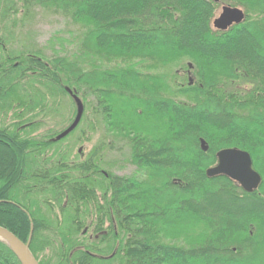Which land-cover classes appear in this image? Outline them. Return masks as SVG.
<instances>
[{"label":"trees","instance_id":"trees-1","mask_svg":"<svg viewBox=\"0 0 264 264\" xmlns=\"http://www.w3.org/2000/svg\"><path fill=\"white\" fill-rule=\"evenodd\" d=\"M223 5L244 20L215 29ZM39 9L71 38L28 43ZM66 88L83 114L54 141ZM231 147L253 192L206 175ZM124 149L119 175L102 155ZM31 225L38 264H264V0H0V226Z\"/></svg>","mask_w":264,"mask_h":264},{"label":"water","instance_id":"water-1","mask_svg":"<svg viewBox=\"0 0 264 264\" xmlns=\"http://www.w3.org/2000/svg\"><path fill=\"white\" fill-rule=\"evenodd\" d=\"M244 17L245 13L240 7L223 5L221 6L219 14L212 20V25L217 30H226L233 24L241 23ZM66 91L75 102L76 113L72 122L54 137V141H59L72 132L79 124L83 114V104L79 97L73 94L69 88H66ZM200 146L203 151H206L208 148L203 139H200ZM216 157V164L206 169V175L208 177L224 175L238 183L248 193L258 188L261 183V176L253 169L252 159L248 152L237 147L224 148L217 151ZM32 231L33 227L31 225L30 235L26 242H23L9 230L0 226V240L5 241L10 246L20 261V264H38V261L29 249Z\"/></svg>","mask_w":264,"mask_h":264},{"label":"rangeland","instance_id":"rangeland-1","mask_svg":"<svg viewBox=\"0 0 264 264\" xmlns=\"http://www.w3.org/2000/svg\"><path fill=\"white\" fill-rule=\"evenodd\" d=\"M221 10V7H218L216 10V14L214 18L219 14ZM25 30L24 39L26 38L27 42L30 43L32 40L36 42L38 45H45L46 42L51 37H58V38H65L70 39V33L73 30V27L71 24L65 20L62 16L58 14L51 13L50 11H44V10H37V14L29 18V20L26 22L23 31ZM29 32V33H28ZM29 34V36H27ZM23 39V38H21ZM54 44H58V42H55ZM25 45V41L22 40V43L19 46ZM58 46H55V48H58ZM17 47V44H16ZM60 48V46H59ZM46 52H50V46L48 49H46ZM67 103L64 105V107L61 108V117L63 119L68 118L69 116L74 118L73 115V105L72 102L68 99H65ZM76 108V106H75ZM66 115V116H65ZM81 153L82 155H86L88 153L90 145L87 144H81ZM77 146L76 148H78ZM75 148V149H76ZM125 149L124 152H115L113 151H106L103 153L102 157L109 161L110 163L114 162V165H110V170L115 172L116 174L122 175V174H129L133 167H131L128 164H122L121 160L125 158Z\"/></svg>","mask_w":264,"mask_h":264},{"label":"flooded vegetation","instance_id":"flooded-vegetation-1","mask_svg":"<svg viewBox=\"0 0 264 264\" xmlns=\"http://www.w3.org/2000/svg\"><path fill=\"white\" fill-rule=\"evenodd\" d=\"M79 153H81V149H79ZM81 157H83V155H81ZM102 173L107 177V173L102 171Z\"/></svg>","mask_w":264,"mask_h":264}]
</instances>
